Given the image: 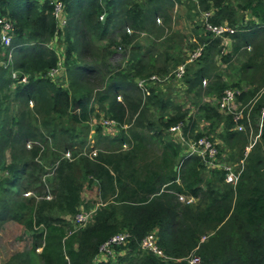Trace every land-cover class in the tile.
<instances>
[{
  "label": "trees",
  "instance_id": "trees-1",
  "mask_svg": "<svg viewBox=\"0 0 264 264\" xmlns=\"http://www.w3.org/2000/svg\"><path fill=\"white\" fill-rule=\"evenodd\" d=\"M51 1L0 0V16L7 18L14 29L11 61L8 62V50L0 44V171L7 174L0 178V221L8 218L18 221L31 238L30 247L12 254L5 264H186V257L192 253L201 256L202 264H264V115L260 143L249 152L239 181L233 186L225 182L223 171L206 172L203 161L196 155L185 156L183 166L175 169L176 160L182 159L184 144L167 138L165 131L182 122L185 137V131L190 124L194 127L196 118L188 117L189 109L182 110L184 105L170 98L169 91L173 89H153L143 99L135 81L151 74L165 76L187 58L166 51L165 60L169 57L174 60L172 65L163 67L157 65L151 49L145 52L138 44H131L141 32L162 38L172 20L170 12L182 0H142V4L141 0H60L67 20L63 28L57 26L52 16ZM197 7L200 13H211L210 23H226L236 29L229 34L232 46L224 61L241 49L253 48L242 72L254 70L257 75L251 73V77L255 82L250 81L249 85L262 88L264 37L262 41L258 38L264 36V0H198L192 8ZM244 13L251 20L245 21L244 16L242 23ZM102 16L104 19L100 21ZM200 25L202 33L198 32L200 28L193 30L195 39L189 48L192 51L203 47L201 55L186 64L182 78L185 93L196 99L193 103L201 112L199 116L216 123L225 118L227 136L223 134L222 138L230 143L239 136L230 130L232 116L224 117L216 105L200 100L204 94L221 96L229 85L225 76L233 75L212 69L215 55L221 52L222 38L206 31L204 20ZM127 30L132 32L126 33ZM110 32L120 41H109L97 49L95 42ZM167 41L170 49L173 36ZM52 42L63 44L64 49L57 51ZM129 44L132 47L127 65L117 71L108 67L110 48ZM80 52L90 54L92 60L79 62L75 54ZM59 61L64 67L61 83L47 74ZM11 71H16V79L11 77ZM98 74L100 83H105L103 89L81 85ZM207 79L204 85L202 81ZM254 91L242 92L239 98L248 100L255 95ZM118 92L122 93V101L116 99ZM30 101L33 107L29 106ZM13 104H17L16 112H12ZM95 104L107 118L117 122L118 132L111 139L99 125L98 131L107 143L129 146L133 141L139 146L142 139L156 138L160 143L159 155L140 165L135 150L107 155L104 161L101 154L95 160L76 157L83 143L76 140L79 135L75 125L89 121L91 114L98 115L94 112ZM153 106L162 111L158 124L148 117ZM262 107L264 92L254 112ZM36 114L43 120L41 135L37 134L40 126L28 118ZM132 117V126L126 133L123 125ZM199 136L202 135L195 138ZM28 141L34 142L29 150L30 160L20 155L28 151L24 147ZM7 151L13 158L10 162L5 159ZM65 153H71L70 157ZM39 155L45 161L49 157L52 167L58 163L47 179L53 199H41L33 214L36 206L33 198L10 199L8 194L12 189H29L30 178L36 183L32 188L44 194L41 191L45 187L40 183L44 164L34 159ZM26 174L27 179L22 181ZM84 178L97 186L100 200L89 222L75 228L63 216L73 217L79 212L80 181ZM179 195L192 197L194 201L182 202ZM119 232H127L130 237L124 245L113 246L116 262L96 260L101 244ZM151 232L156 234L157 245L166 258L140 247L142 238ZM204 234L209 236L200 242ZM37 248L41 249L36 251Z\"/></svg>",
  "mask_w": 264,
  "mask_h": 264
},
{
  "label": "rangeland",
  "instance_id": "rangeland-1",
  "mask_svg": "<svg viewBox=\"0 0 264 264\" xmlns=\"http://www.w3.org/2000/svg\"><path fill=\"white\" fill-rule=\"evenodd\" d=\"M198 0H191L188 3V0H182L180 3L176 4L175 7L172 9L170 12L169 16L172 17V20L170 21V25L167 26L164 31V35H162V38H156L155 36L149 37L145 33L141 32L136 39L132 41V45L138 44L141 47V51L147 52L149 49H151V54L158 60L157 65H163V67H168L170 64L173 62V58L169 57L167 60H165L167 54L165 52L167 51L169 55L173 56H183L187 57V54L191 52V49L189 48V45L193 43L195 39V34L193 30H198L199 33H202V25L201 22L205 18L204 13H200L198 8L194 9L192 8L193 4H197ZM142 4V0L140 2ZM206 14L208 12H205ZM210 13V12H209ZM244 16H245V21L251 20L248 14H243V22L244 23ZM200 23V24H199ZM132 31V30H130ZM128 31V32H130ZM126 31V33H128ZM130 34V33H129ZM113 32H110L106 37L102 40H97L95 42V47L99 49V47H102L104 45H108L109 41L112 40H117L120 41V38L114 35ZM169 36H173V44H171V48L167 49L169 41H167V38ZM264 36L259 37V41H262V38ZM57 39V38H55ZM221 45V52L217 53L214 57V65L212 66V69L216 70L218 73L223 74L224 73H229L233 75L231 78H228L225 76L224 81L227 80L229 85L226 87L227 88H234L239 90L241 93L242 92H248L251 90H255L254 93L255 95L249 98L248 100L240 99L239 101L241 104L239 105L240 107H244V114L246 112V107L245 104L252 99L253 97L257 95H262L264 92V85L262 88L256 89L253 88V85H249V82H255V78L251 77V73L256 74L254 70L245 71L244 74L242 72L243 68L242 65L243 63L247 60L249 53L253 51V48L251 49H241V51L236 54L231 56V59L229 61H224V58L226 57V54L230 52L231 46H232V41L231 40H224L222 39V44ZM52 46H55L57 51H60L61 49H64V45L59 43L57 44L56 42H52ZM99 46V47H98ZM112 47V46H111ZM110 48V57L108 58L107 65L108 67H114L115 70L117 71L118 69L123 68L124 66L127 65L129 55L131 53V45L127 46H122V48ZM81 47L79 46V49ZM180 49V50H179ZM101 51V50H100ZM112 51V52H111ZM180 51V54L177 52ZM114 53V54H113ZM244 54V55H243ZM180 56V57H181ZM76 59L79 62H88L92 60V57L90 54H84L80 52L79 54H75ZM1 63V61H0ZM173 64V63H172ZM171 64V65H172ZM229 70V72H228ZM115 72V71H114ZM212 73H216L213 72ZM62 71L59 73L60 77L52 78L54 81L62 82L63 77H62ZM99 75H93L91 79H88L87 82H82L81 85H91L96 87L95 90L98 89H103L105 86V83L101 84L100 83V78ZM152 75H159V74H151ZM227 75V74H225ZM150 76L144 78V79H139L138 87L140 88L141 92L143 93V99L146 97L150 96L153 93V89H167L171 88L173 90L169 91L170 98L175 100V103H182L184 106L182 107V110L184 109H189L188 112V117L191 116L192 118H196L195 125L192 127V124L189 125L188 131H185V142L180 140L179 137L176 134L169 133L165 131L166 137L169 139H173L175 141L186 143L189 140L195 139L197 135H202V136H207L209 137L217 146V149L219 150V161H227L232 164L237 162L244 154L245 147L251 143V149L256 147L260 143V129H261V119L263 115H261L259 112H254V108L251 112V123H252V128L248 132V127L243 119H239L237 121H233L232 126L230 127V130L233 132L239 133L238 139H231L230 143H226L224 138H222V135L227 136L225 134V118L222 117L221 122L216 123L214 120H209L206 119L205 117L199 116L201 112L199 111V108L197 109L195 103H193L194 100H196L194 97L191 98L192 95L188 96L185 93L186 89V84L183 82L181 83L182 79H170L169 81H164V82H157L155 80H150ZM160 76V75H159ZM206 84L208 82V79L205 80ZM233 82V83H232ZM140 83L142 86H140ZM232 83V84H230ZM238 83V84H235ZM204 84V85H206ZM225 89V88H224ZM220 97V96H219ZM216 94H211V95H205L202 96L200 102H208L211 105H216L217 99L219 98ZM116 99L117 101H122V93L118 92L116 94ZM165 99V98H164ZM198 104V103H196ZM200 104V103H199ZM29 106L33 107L34 103L29 102ZM217 109V106H215ZM255 107V106H254ZM95 113L98 115H92L90 117V120L87 121L84 124L80 125H75V130L77 134L79 135L76 140L78 141L79 145V150L76 152V157L79 156H85L91 160H95L100 154V158L102 161H104L105 157L107 155H114V154H119L122 152H127L130 150H135L134 156L139 157L137 158V161L139 165L144 162L145 160L149 158H156L160 151V143L158 140L152 139V138H145L144 140L142 139L140 141V145L137 146V144H134L133 141H130V145L127 146L128 148H123L122 144H109L107 143L106 140H104L102 136L101 131H98V128H101L100 122H103L107 116L104 114V110L101 111L99 106L95 104ZM17 111V104H13L12 106V112ZM161 110L157 106H153L151 108V111L149 110V115L148 117L152 120L155 121V123H159L158 121L159 116L161 115ZM224 117L229 116L224 113H220ZM36 118H34V117ZM32 118L34 120V125L40 126L38 128V135H41L44 131V125L42 116L41 115H33ZM134 120V117L126 121L123 125V129L126 130V133H128L127 129L132 126L131 121ZM237 123H242L244 125V130L243 131H238L235 129V126ZM100 125V126H99ZM73 125H70V128ZM241 133V134H240ZM111 136H114L113 134H110ZM109 136V139H111ZM251 136V137H250ZM84 138V139H83ZM250 138V139H249ZM100 140V141H99ZM83 141V142H81ZM34 142L28 141L25 143V148L28 151H24L20 153L21 157H26L28 156V160H30V155L31 153L29 152L30 148L32 147ZM90 149V150H89ZM187 146L183 145L182 146V159L176 160L175 166L176 169L177 167L183 166V159L187 154ZM243 149V150H242ZM92 150L96 151V155L92 154ZM251 151V150H250ZM79 153V155H78ZM16 154H19L17 152ZM66 154V153H65ZM71 154V153H70ZM41 156H44L43 153L40 154ZM39 156H36L34 159L39 160L44 164V171L41 174V179L40 183L44 185V189L41 191V193H44L42 195L38 194L35 189L32 187H35L36 183L33 178L27 179L28 174H26L22 179L28 180V182L31 181L32 186L25 190L24 188H19V189H12V193L8 194V197L10 199H19L21 198H33L36 206L34 209V213L37 210L38 203L41 201V199L45 200H52L53 199V194L51 191V188H49V183H48V178H50L53 175V168L56 167L57 163L52 165L50 164V158H47V161L42 160ZM46 155V154H45ZM89 157H88V156ZM70 157V156H69ZM91 157V158H90ZM95 157V158H94ZM5 159L7 162H10L13 160L12 155L9 151L6 152L5 154ZM27 160V161H28ZM203 166L205 168V171H214V170H219L222 171L221 168H212V167H207L204 163ZM109 168L112 170V166H109ZM113 171V170H112ZM29 173V170L28 172ZM7 176V174L2 171H0V178ZM92 176L89 177L91 179ZM89 179H82L80 182L82 184V189H81V199L82 203L80 205L79 211H88L91 212V215L94 211V209L98 206V201L100 200L99 194H98V189L95 184H89ZM106 195H109V191L106 190ZM184 201L185 200H180ZM194 201V200H193ZM192 202V201H191ZM90 215V217H91ZM65 219H68L70 222H72L75 225V215L73 217L70 216H63ZM90 219V218H89ZM89 220L87 221V223ZM86 223V224H87ZM76 228V227H75ZM69 233V232H68ZM150 235L156 236L154 232L148 233ZM206 236V238L209 236V234H204L202 235ZM205 238V239H206ZM31 245V238L30 234H26L25 229L22 224H20L18 221L13 220L12 218H8V220L0 221V264H5L8 258L17 252L20 251H25L27 250ZM41 249V248H40ZM37 251V249H36ZM99 255L96 257L99 259ZM102 260H110L112 259L113 262H116L117 260V255H116V250L114 249V252L111 254H106L104 256H101ZM233 264H238L237 262H234Z\"/></svg>",
  "mask_w": 264,
  "mask_h": 264
},
{
  "label": "built area",
  "instance_id": "built-area-1",
  "mask_svg": "<svg viewBox=\"0 0 264 264\" xmlns=\"http://www.w3.org/2000/svg\"><path fill=\"white\" fill-rule=\"evenodd\" d=\"M50 4L53 7L52 16L57 22V26L59 28H63L66 23V15L64 13V7L60 0H52ZM204 28L206 31H210L214 36H219L224 40H231L229 34H233L236 29L230 27L226 23L221 25H214L209 22L208 18L211 16V13H204ZM104 17H100V21H103ZM157 23H160V20H157ZM13 25L12 23L5 17L0 16V44L8 50V62L11 61L12 58V47L11 41H12V35H13ZM130 30H127V32ZM130 31L129 33H131ZM232 41V40H231ZM203 46H198L195 50H192L187 54V58L185 61L179 65L176 66L173 70H171L168 74L165 76H159V75H152L150 76V80H155L157 82H164L169 81L170 79H182L186 70V64L194 61L201 55ZM7 64V63H6ZM64 73V67L61 61L58 62V65L49 70L47 72L48 76L51 77V79L56 78L59 76V73ZM11 77L13 79L17 78L16 71H11ZM26 80V77L23 78V81ZM183 80V79H182ZM181 80V83L183 81ZM203 84H206V81H202ZM140 86L142 84L140 83ZM240 91L234 88H227L224 89L221 96L217 99L216 106L219 112L224 113L226 115H231L233 120L237 121L239 119H243L248 127V132L252 128L251 123V112L260 97V95H257L250 99L247 104H245L246 112L244 114V107H240L239 105L241 102L239 101V95ZM259 113L261 115H264V107H262L259 110ZM102 130L107 135L113 134L114 136L118 132L117 122L113 118H106L103 122H100ZM235 129L238 131L244 130V125L242 123H237L235 126ZM167 132L176 134L180 140L185 142V137L183 135V129H182V122L171 125L168 127ZM111 136V135H110ZM251 137V136H250ZM250 139V138H249ZM187 146V154L186 156L196 155L201 158L203 163L207 167L212 168H221V170L224 172V180L226 183H229L233 186H235L239 178L244 170L245 164H246V157L248 156L250 150H251V143H249L245 148L243 156L234 164L227 162V161H219V150L217 149L216 144L207 136H199L193 140H189L186 143H183ZM123 148H127V144L122 145ZM92 154L96 155V151L92 150ZM67 157L70 156L69 153L66 154ZM180 200H186L187 202L192 201V197H185L184 195H179ZM91 215V212L88 211H79L75 215V227L79 228L84 226L87 221L89 220ZM130 237L129 233L127 232H119L114 235H112L107 241L101 244L99 247V256H104L106 254H111L114 252L113 246L114 245H124L128 238ZM206 236L201 237L200 242L205 240ZM140 247L143 250L150 251L160 257L166 258L162 250L158 247L156 242V236L147 234L144 236L140 242ZM198 248V247H197ZM196 248V249H197ZM40 248H37V251H39ZM99 259H102L100 258ZM186 264H202L201 256L197 253H192L188 257H186Z\"/></svg>",
  "mask_w": 264,
  "mask_h": 264
},
{
  "label": "water",
  "instance_id": "water-1",
  "mask_svg": "<svg viewBox=\"0 0 264 264\" xmlns=\"http://www.w3.org/2000/svg\"><path fill=\"white\" fill-rule=\"evenodd\" d=\"M135 81L138 83L139 82V79L137 78V79H135ZM175 169H176V167H175Z\"/></svg>",
  "mask_w": 264,
  "mask_h": 264
}]
</instances>
